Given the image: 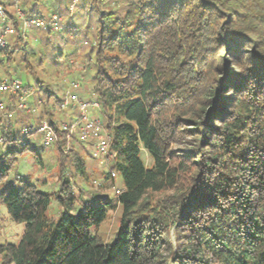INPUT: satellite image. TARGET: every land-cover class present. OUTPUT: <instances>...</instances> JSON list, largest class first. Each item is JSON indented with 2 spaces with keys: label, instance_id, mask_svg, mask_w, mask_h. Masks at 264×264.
I'll return each mask as SVG.
<instances>
[{
  "label": "trees",
  "instance_id": "trees-1",
  "mask_svg": "<svg viewBox=\"0 0 264 264\" xmlns=\"http://www.w3.org/2000/svg\"><path fill=\"white\" fill-rule=\"evenodd\" d=\"M0 2L18 23L16 2L28 16L47 18L68 10L71 0ZM80 5L59 30L33 26L31 34L8 39L0 72L13 78L18 72L10 68L26 71L35 77L27 86L36 88V101L47 107L55 97L59 105L66 94L60 58L83 54L111 134L106 179L119 178L122 192L77 206L83 195L74 179L89 176L74 144L67 152L59 146L55 191L29 180L18 187L8 180L9 170L29 149L30 142L21 143L28 136L22 129L36 116L0 114L10 139L0 158V203L24 223L18 243L0 244V264H264V0ZM66 42L70 53L61 48ZM0 98L11 110L18 95ZM46 114L67 144L61 122ZM32 150L43 164L40 150ZM53 202L60 205L54 219ZM112 209L119 210L118 225L108 238L104 223Z\"/></svg>",
  "mask_w": 264,
  "mask_h": 264
},
{
  "label": "rangeland",
  "instance_id": "rangeland-1",
  "mask_svg": "<svg viewBox=\"0 0 264 264\" xmlns=\"http://www.w3.org/2000/svg\"><path fill=\"white\" fill-rule=\"evenodd\" d=\"M19 3V2H18ZM16 5V3H15ZM112 5H116L115 3H112ZM19 6L23 9L21 4ZM82 6V5H80ZM68 10L64 11L63 14L67 15ZM81 11V8L78 9V11L74 14L78 15ZM78 23H81L80 20H77ZM31 28H28L26 30V33L31 34ZM1 29V26H0ZM12 39L13 36H8V39ZM69 43H64L62 45L63 51H70V46H68ZM32 46L34 48H39V54L38 56H41L45 53V49L43 46H41L40 41L37 38H33L32 40ZM54 59L51 57L49 61L47 62V67L49 68V73H51L52 77H54L53 73L56 72V64L53 62ZM60 62L63 63L61 66L62 69L59 71L61 74L60 81L62 83L63 88L67 91V87L70 84V81L72 80H79L81 83V87H83L84 92V99L90 100L94 97V90L91 84V70L85 69V67L88 65V61L86 60V57L83 54H78L75 56H69L65 53L62 58H60ZM71 64V66L67 69L70 73L63 74V71ZM19 68L12 67L10 68V72H13L17 70V74L14 75V77L19 78L24 85L29 84H35L36 80L35 77L26 71L20 72L18 70ZM8 73L0 72V78L8 77ZM36 90V88H35ZM55 97L51 98L52 104L48 105L46 107V103L42 100V102L36 101L35 97H32V106H36L37 110L35 112H28L34 114L36 117H31V122H36L37 118L42 116V119H48L49 117L46 114L47 111H51L53 118L56 121L62 122L63 120H69L71 121L70 117L68 115H72L73 118H78L80 115L79 109H73L72 107L67 108L66 110L62 111L59 110L58 104L54 103ZM93 112L95 114H98L100 118L102 119L104 123V127H106L107 119L104 113L101 111V109H94ZM47 115V116H46ZM41 125L36 123V127L39 128ZM21 127V126H20ZM2 132V128H0V133ZM27 136V135H26ZM43 135L42 133H33L29 134L27 137L21 138V143L25 144L27 140H29V149L23 153H18L17 155V161L12 165L11 169L9 170L8 180L10 181H16V184L18 187H20L24 180H29L35 184L38 185L39 188L46 190V191H55L59 185V175H60V168H61V160H60V144H55L50 147H46L43 144ZM76 146L77 149H80L81 153L84 155V158L87 161V167H88V178L83 179L80 176L75 177L74 185H75V191L77 195L81 193L83 197L78 201L79 206L82 203L83 199L86 200H94L93 198L96 195H104L106 197H109L111 199L116 198L115 193V186H119L120 179L109 180L106 179L108 176V172L110 170L109 166V159L108 155L104 157V159H94L93 156L90 153L89 147L86 144H83L81 142H74L72 143ZM179 149L182 148V146H177ZM32 149H39L42 155V158L44 160V163H40L36 159V152H34ZM6 148L4 147L3 143L0 142V158L3 156V152H5ZM69 174L72 175L71 168L72 165L67 162ZM18 178V179H17ZM84 188V191H80L81 188ZM51 217L52 219L57 218L60 205L57 204V202H53L51 206ZM118 209H112L109 212V216L104 223V232L106 233L108 238H112L114 235L117 225H118ZM24 230V223L16 222L14 221L10 215L8 214L7 208L4 204L0 203V244L2 243H18L21 239V236L23 234Z\"/></svg>",
  "mask_w": 264,
  "mask_h": 264
},
{
  "label": "built area",
  "instance_id": "built-area-1",
  "mask_svg": "<svg viewBox=\"0 0 264 264\" xmlns=\"http://www.w3.org/2000/svg\"><path fill=\"white\" fill-rule=\"evenodd\" d=\"M83 0H71L67 15L73 16L79 9ZM15 11L17 15L16 23L8 13L5 5L0 2V26L3 30L0 32V51L3 49H10V42L8 36L25 34L30 27H40L47 30H59L64 22V15L58 11H51L47 18L39 16H28L26 12L16 2ZM0 56V61H1ZM81 83L79 80H72L67 87V91L63 101L58 105L59 110H66L69 107L79 109L80 115L77 118L70 117L71 121L63 120L61 128L66 134L67 144H61V138L54 126L48 119L42 120L39 128L34 122H31L23 127L24 135L33 134L35 132L42 133L43 144L50 147L55 144H60L64 152L69 150L70 144L74 142H81L89 147L90 153L94 159H104L109 155V147L111 142V134L104 127V123L98 114L93 112L94 109H100L99 102L92 98L90 100L84 99L80 94ZM0 93L17 94L18 99L14 104V108L7 110L6 101L0 98V114L4 117L12 118L17 111L35 112L36 106H32V97L35 94V88L26 86L17 77L0 78ZM10 139L3 132L0 133V142L6 148ZM108 157V156H107ZM112 176L116 173L112 171ZM122 192L120 186H115V193L118 197Z\"/></svg>",
  "mask_w": 264,
  "mask_h": 264
},
{
  "label": "crops",
  "instance_id": "crops-1",
  "mask_svg": "<svg viewBox=\"0 0 264 264\" xmlns=\"http://www.w3.org/2000/svg\"><path fill=\"white\" fill-rule=\"evenodd\" d=\"M83 87H81V89H80V94H81V96L82 97H84V92H83ZM72 115H68V117H71ZM28 142H29V140H27Z\"/></svg>",
  "mask_w": 264,
  "mask_h": 264
}]
</instances>
